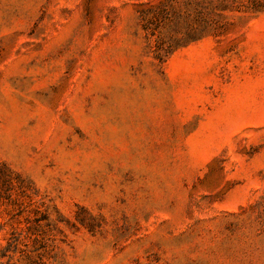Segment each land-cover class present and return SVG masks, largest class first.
Here are the masks:
<instances>
[{
    "label": "rangeland",
    "instance_id": "rangeland-1",
    "mask_svg": "<svg viewBox=\"0 0 264 264\" xmlns=\"http://www.w3.org/2000/svg\"><path fill=\"white\" fill-rule=\"evenodd\" d=\"M141 0H0V264H264V0L154 59Z\"/></svg>",
    "mask_w": 264,
    "mask_h": 264
},
{
    "label": "trees",
    "instance_id": "trees-1",
    "mask_svg": "<svg viewBox=\"0 0 264 264\" xmlns=\"http://www.w3.org/2000/svg\"><path fill=\"white\" fill-rule=\"evenodd\" d=\"M138 18L155 60L164 64L180 48L219 34L233 0H141ZM9 171L0 163V172Z\"/></svg>",
    "mask_w": 264,
    "mask_h": 264
}]
</instances>
